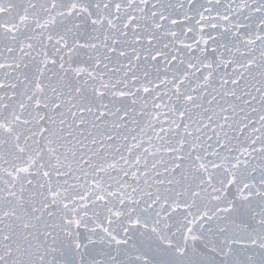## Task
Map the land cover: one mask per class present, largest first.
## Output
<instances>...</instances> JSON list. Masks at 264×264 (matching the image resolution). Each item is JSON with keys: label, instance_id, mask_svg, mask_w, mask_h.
I'll return each instance as SVG.
<instances>
[{"label": "snow or ice", "instance_id": "1", "mask_svg": "<svg viewBox=\"0 0 264 264\" xmlns=\"http://www.w3.org/2000/svg\"><path fill=\"white\" fill-rule=\"evenodd\" d=\"M255 5L248 0L223 5V20L230 22L237 16L235 9L242 13L251 8V15L245 17L251 23L237 21L236 31L225 29L231 40L222 45L209 32L217 48H211L210 54L208 48L201 49L203 55L192 57L191 45L184 44L172 27L178 23L174 17L182 14L188 19V13L195 11L203 18V12L211 15L222 7L221 0H208V7L197 6L196 0H28L16 21L7 18L12 7L8 0H0V264H9L12 257L19 264H41L48 257L55 261L62 251L79 253L89 244L105 243L117 248V255L110 257L113 264L118 256L155 264L148 251L135 245L134 252L122 247L129 244L130 228L140 225L147 229L149 220L159 248L172 254L167 264H184L189 240L199 237L173 240L166 231L167 222L160 226L170 211L163 217L161 212L165 207L174 211L173 205H187L190 198H199L201 191H207L205 184L219 193L213 199L223 202V208H216L225 214L235 210L234 201L225 195L227 186L237 187L242 202L261 205L259 232L227 237L212 251L218 249L230 264H244L233 245L264 249V164H252V160L264 161V124L251 128L246 139L239 140L249 127L244 123L247 117L237 120L239 106L228 102V98L239 101L249 95L238 91L245 74L251 79L264 76V3ZM256 14L260 18L253 20ZM33 25V34L22 32ZM37 29L43 31L37 34ZM49 44L55 48L53 55L45 50ZM221 47L223 51L218 52ZM257 48L259 55H253ZM81 49L89 50L92 63L87 67L73 66L72 55ZM177 52L182 55L174 54ZM25 57L32 59L25 63ZM121 58H128L127 62ZM30 65L31 74L19 73V83L9 79L10 70ZM229 65L234 66L232 72L221 71ZM205 69L203 79H198L197 73ZM20 83L24 84L22 93L15 91ZM209 89L215 94L210 95ZM165 96L175 98L169 108L173 117L167 128L161 125L157 131L152 121L158 118L149 107L160 109L158 101ZM14 97H19L16 103L11 102ZM259 119L264 121V115ZM142 120L151 135L141 126ZM210 133H215V147L208 143L213 139ZM154 140L164 142L157 146ZM93 145L99 148L91 150ZM86 147L90 154L81 151ZM158 165L167 167L163 172L154 171ZM177 170L178 177L154 183L187 182L186 186L140 190V181L151 187L153 176ZM258 170L259 186L254 176ZM114 172L122 175L113 176ZM82 177L85 182H80ZM138 191L139 196L135 195ZM142 201L144 206L138 208ZM157 204L159 210L153 216ZM88 220L95 225L92 233L100 229L104 235L84 243L76 232ZM219 230L227 231L225 227ZM40 236L43 244L35 243Z\"/></svg>", "mask_w": 264, "mask_h": 264}, {"label": "water", "instance_id": "2", "mask_svg": "<svg viewBox=\"0 0 264 264\" xmlns=\"http://www.w3.org/2000/svg\"><path fill=\"white\" fill-rule=\"evenodd\" d=\"M170 2L176 3L177 0H170ZM196 2L197 6L204 5V7H208V0H196ZM248 2L250 4H253V7H255V4L264 3V0H255V3H253V0H248ZM8 3L12 7L7 18L16 21L17 14L23 13L24 9L27 6L28 0H8ZM229 3H231V0H221L222 7H220L219 9H214L211 15H209L207 12H203V18H201L200 15H197L195 11L188 13V16L190 17L188 19H186L182 14L176 15L174 17L178 21V23L176 25H173L172 27L178 34L181 35V40L184 44L191 45V52L189 54L192 57H198L200 55H203L204 53L200 51L201 49L208 48L210 54L211 48H217V44L213 43L209 39V32H211L212 36L216 37L218 43L222 45L223 43H227L231 40L230 35L224 34L225 29L231 27L233 32L236 31L237 21L251 23V21L245 19V17L251 15V8L245 10L242 13H240V9H235L238 14L237 16L232 17L230 22L223 20V5H227ZM151 10V5H149L147 11L150 13ZM199 10L201 12L203 11V9ZM93 11L95 10L93 9ZM179 11L183 13L184 10L181 9ZM229 15L231 16V13H229ZM260 15L261 14H256V16L253 17V20H258L260 18ZM157 19H159V17H157ZM212 25H215V27H212ZM32 27H34V25L30 26L29 28H22V32H24L25 35H31L33 34ZM88 30L91 31L90 28ZM40 31L43 30L37 29L36 33L38 34ZM242 32L243 29H241V33ZM260 43L261 42L259 41L257 42L258 45ZM37 45L38 47L36 50H39V42H37ZM45 50L49 53V55H53L55 53V48L51 44L47 45ZM180 51L185 50L181 49ZM221 51H223L222 47L218 48V52ZM174 54L182 55V53L179 52ZM11 55L15 56L16 53H12ZM89 55L90 53L87 49H81L76 53H73V66L80 65L81 67H87L88 64L92 63V61L89 60ZM237 55L239 56V54ZM253 55H259V48H257V51L253 53ZM31 59V57H25V63H28L29 61H31ZM121 59L123 62H127L128 58ZM157 62L159 63L160 61ZM233 67V65H229L226 69L222 68L221 71L230 73L232 72ZM10 71H12V75L9 77V79L11 81H16L18 74L21 72H24L25 74L29 75L31 74V65L29 66V68L26 69L22 66L19 69ZM252 71L255 72L257 70L253 69ZM206 72L207 70L205 69L202 70L200 73H197V78L202 80ZM120 74L121 73H113V75L117 76ZM217 75H219V73H217ZM246 82L247 87H245ZM191 84L192 86H195L196 79H193L191 81ZM253 84L255 85V87H252ZM163 87L164 86H161L162 89ZM168 87H171V85H169ZM229 87H232V85L229 84ZM23 88L24 84L20 83L19 87L15 89V91H17L18 93H22L24 91ZM257 89H259V91H257ZM241 90L249 92V95L244 96L243 99L239 101L235 100L234 97L228 98V102H235L239 106L237 108V111L239 112V116L236 117L237 120H239L241 117H247V120H245L244 123H248L249 127L245 129L239 137V140H245L251 128L260 127L261 124H264V121H260L259 119L260 115H264V100H261V96L264 95V76H256L255 79H251L250 74H245L244 80H242L241 84L238 86V91ZM209 93L210 95L215 94L211 92V89H209ZM210 95L205 97V101L207 99H210ZM253 97H255V99H253ZM18 98L19 97H14L11 102L16 103V100ZM105 99H108V97H105ZM162 99V101H158L161 103L160 109H152L151 106L149 107V111H154L156 117L158 118V121H152L154 124H156L157 131H159L161 125L167 128L171 123L170 118L173 117V113L169 111V108L174 105L175 98H173L172 100H168L165 96L162 97ZM245 100L250 101V103L245 104ZM215 103L216 102H213V106H215ZM220 103L224 104L223 101H220ZM164 104H168L169 107H164ZM205 106L207 107L208 105L205 104ZM253 108L257 109V111H252ZM240 109H243V111H239ZM42 123H46V121ZM141 126L144 127L146 131H149V134L151 135L150 130L147 129L145 121H141ZM129 127H134V125H130ZM136 131L140 133V135L145 140H147L148 137L143 136V133L140 132V129H136ZM217 131L219 130L217 129ZM225 131H228L227 126L225 127ZM261 131L264 132V128H262ZM210 134L213 136V139L208 141V143L215 147V133ZM161 135H163V133H161ZM230 135L235 136L236 134L230 133ZM69 139H71V137H69ZM163 142L164 141H153V143H156L157 146H159V144ZM238 142L239 141H237V143ZM259 143L261 142L258 141V144ZM256 146L257 145H253L252 147ZM96 148H99V145L91 146V150H95ZM208 150L211 151L212 149L210 148ZM81 151L90 154V149L87 147L81 149ZM221 151H223V149H221ZM249 151H251V149H249ZM134 155L135 153H133V156ZM161 155H164V153L161 152ZM159 158L160 157H156L155 159ZM209 159L211 160L213 159V157H209ZM151 162H154V160ZM252 164L253 166L257 164H264V161L256 159L252 160ZM125 167L127 166L125 165ZM165 167H167V165H158L154 171L163 172V169ZM85 168H87V165H85ZM140 171L143 172L144 168H141ZM179 171L180 170H177V173L175 174L164 172L162 176H153L152 180L150 181L152 185L151 187H147L143 181H140V190L155 192L157 188H160L161 191H164L166 187L179 189L182 186H186L187 182H185L184 185H157L154 183V181L158 179H173L174 176L178 177ZM112 175L119 177V175L122 174L114 172L112 173ZM151 175L152 174L150 173V176ZM254 176L257 177V185L259 186L260 171L258 170L256 173H254ZM124 181H130V177H124ZM80 182H85L83 177L81 178ZM132 183L135 184L136 182ZM203 187L207 188V191H201L199 198H190L189 203L187 205H173L174 211L170 210L168 207H165L161 212V216L163 217L169 211L170 212L168 214L167 221L162 220L160 226L162 227L163 224L167 222L166 231L168 235L175 241L181 240L182 236L199 237V239L196 240H189V251L184 264H230L229 258L225 257L222 253H219L218 249L217 252H213V247L217 245H222L227 237H231L241 232H249L253 234L259 232L260 225L258 223L259 216L257 215V213L260 212L261 205L258 202H253L251 204H248L247 202H242L239 198V192L237 187L235 185H231L226 187L225 195L228 200L234 201L235 210L231 213L225 214L223 212L218 211L216 208V205H220V207L223 208V202L213 199V197L215 195H218L219 193L213 192L212 187L208 186L207 184H205ZM127 191L130 192L131 190L128 189ZM197 191H199V189H197ZM135 195L139 196L140 191H138ZM145 201H148V197H145ZM145 201H142L141 204L137 207H143ZM125 207H127V205H125ZM158 210L159 204L154 205L152 209L153 216ZM205 213H207V216L205 215ZM81 215H83V213H81ZM88 215L91 216V212H89ZM45 216H47L46 213ZM208 216H212L213 219L209 221ZM123 219L124 218H122V220ZM77 220H79V217H77ZM85 222L87 223V225H85L84 223H80V227L76 232V235L78 236L80 241L87 243L89 238L97 239V237L104 235V233H102L100 229H97L95 233H92L90 229L95 227V225L91 220ZM147 222L149 224V227L147 229L140 225L130 228L128 232V236L131 237V239L129 240V244L127 246L122 247H127L131 252H134L132 246L135 245L136 248L148 251L153 256L155 264H167L168 261L172 260V254L168 251L159 248L158 242L155 239V234L151 232L152 221L149 220ZM105 226H107L106 223ZM220 227H225L227 231L221 232L219 230ZM189 229H191V231H189ZM119 236L121 239L125 238L123 231L119 233ZM43 241L44 237L40 236L39 240L34 242L38 244H43ZM48 243L50 244L51 241H48ZM232 247L238 253V259L244 262V264H264V249L256 246L247 247L242 245H233ZM106 253L108 254L107 256L105 255ZM115 255H117V248L114 244L111 246H109L107 243L103 245L89 244L86 249H80L79 253L71 252L70 250L67 253H64L62 251L61 253L57 254L55 261H53L51 257H48L47 260L41 262V264H113V262L110 260V257ZM81 257H83V259ZM27 259V257H24L25 261H27ZM9 264H19V262L16 257H12L9 260ZM115 264H139V262L135 261L134 259H129L128 256H118Z\"/></svg>", "mask_w": 264, "mask_h": 264}]
</instances>
